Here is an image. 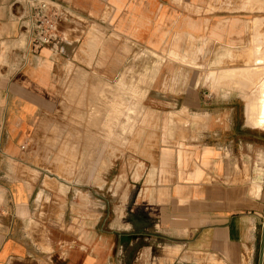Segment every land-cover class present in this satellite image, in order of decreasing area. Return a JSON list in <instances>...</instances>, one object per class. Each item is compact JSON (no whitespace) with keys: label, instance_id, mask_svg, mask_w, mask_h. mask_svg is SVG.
Returning a JSON list of instances; mask_svg holds the SVG:
<instances>
[{"label":"crops","instance_id":"1","mask_svg":"<svg viewBox=\"0 0 264 264\" xmlns=\"http://www.w3.org/2000/svg\"><path fill=\"white\" fill-rule=\"evenodd\" d=\"M51 1L67 14L60 42L35 49L25 29L27 1L0 0V264L110 260L104 238L74 240L75 213L84 225L91 209L76 192L87 194L91 180L105 184V163L94 175L61 178L53 157L48 171L35 151L59 116L77 115L74 103L90 99L85 86L96 89L98 117L119 109L121 118H146L145 131L155 135L142 146L145 156L125 159L129 170L114 177L131 227L208 254L209 264H256L264 129L249 125V100L219 88L210 74L243 67L227 53L251 41L253 48L256 21L264 37L262 0ZM171 50L175 62L168 60ZM170 83L175 92H167ZM98 195L100 215L106 204Z\"/></svg>","mask_w":264,"mask_h":264},{"label":"rangeland","instance_id":"2","mask_svg":"<svg viewBox=\"0 0 264 264\" xmlns=\"http://www.w3.org/2000/svg\"><path fill=\"white\" fill-rule=\"evenodd\" d=\"M255 28H261L262 21L257 22ZM254 26L251 24V28ZM257 28V30H258ZM243 48L242 54L238 53L240 60L232 59L227 55L228 59L233 60L236 66H239V61L245 66L247 57L249 56L250 48ZM247 50V51H246ZM228 52H233L229 50ZM236 53V51H235ZM246 53V54H245ZM248 56H244L247 55ZM243 57V58H242ZM239 61H238V60ZM236 69V70H235ZM228 71H218L226 73L222 79L217 80V72L210 74L211 79L218 86L226 83L233 84L235 88H241L245 79H240L236 72L240 68H235ZM236 71V72H235ZM223 73V74H224ZM233 78H237L235 84ZM167 92H175L176 85L168 84L165 86ZM173 88V89H172ZM89 91L90 99L80 100L75 102L77 115L66 116L65 114L58 117L57 127L53 128L52 132L43 134V138L38 141L37 156L42 161V167L50 171V158L53 157L55 162V170L52 169L58 177H67V174L76 176L80 173H89L94 175L97 169L101 170V162L105 163L104 170L106 173V181L97 182L91 180L84 182L87 194L81 195V192H76L79 195V200L87 199L90 201V212L86 218V223H78V220L83 218L82 214L75 213L74 215V240L79 241L84 237L85 241L88 239H102L106 241V248L108 249L110 258L108 264H209V255L188 252L187 248L176 246L172 239L166 241L160 238L158 234H151L153 238L149 237V229L132 228L130 224V215L121 207L120 189L122 182L114 180L122 170H129V166L123 164L125 159L129 160L132 156H145V141H155V135L145 131L144 117H123L121 118L119 109L112 111L110 116L98 117L96 114L98 108V101L96 99L97 92L95 87L86 88ZM108 91V89H107ZM235 92L242 93L235 90ZM87 93V92H86ZM108 103V102H107ZM108 108V106H106ZM118 108L121 107L117 106ZM106 108V109H107ZM82 109H89L90 116L83 117L81 115ZM107 111V110H106ZM92 112H94L92 114ZM65 113V112H64ZM115 114V115H114ZM154 118L149 117V124ZM100 125V128L98 127ZM103 124V125H102ZM95 129L96 131H84L83 129ZM105 128V132L102 129ZM100 129V131H97ZM100 147V148H99ZM150 151V149H149ZM104 154V158L103 155ZM122 160L119 161V158ZM134 162V159H131ZM128 161V162H129ZM122 162V163H121ZM139 166L141 164H138ZM75 184H82L81 181L74 182ZM98 186L103 190L98 193ZM115 188V190H113ZM100 194L106 204L105 213L97 212V200ZM76 199V196H75ZM101 211V210H100ZM101 217L99 227L88 228L87 226H96L97 221ZM82 220V219H81ZM59 227L64 229V218H59ZM62 236L65 237L63 231ZM60 237V234H59ZM257 251L256 264H259L260 245Z\"/></svg>","mask_w":264,"mask_h":264},{"label":"bare ground","instance_id":"3","mask_svg":"<svg viewBox=\"0 0 264 264\" xmlns=\"http://www.w3.org/2000/svg\"><path fill=\"white\" fill-rule=\"evenodd\" d=\"M259 1V0H258ZM255 2V1H254ZM260 2V1H259ZM262 2L264 3V1L262 0ZM251 3V2H250ZM256 3V2H255ZM261 3V2H260ZM259 3V4H260ZM258 4V3H257ZM259 8V7H258ZM242 25V24H241ZM259 25V24H256ZM244 26V25H243ZM230 28V27H229ZM258 28V27H257ZM257 28H255L256 30V34L254 37V44H253V48H250V52H248L247 55L244 56H248V59L246 62V65L240 68V71L236 72V75H238V77L240 79H245L246 83H244L242 85L241 88H235L233 84L231 85H226V83L219 85V88L221 87H227L228 90L229 89H233L241 91L242 94L245 96L246 99L249 100V113H248V121H249V125L256 127V128H261L264 129V37L259 36L257 33ZM250 29V27H249ZM248 29V31H249ZM204 41V40H203ZM242 41V40H241ZM209 42V41H208ZM207 42V43H208ZM212 42V41H211ZM231 42V41H230ZM250 42V41H249ZM248 42V44H249ZM252 42V41H251ZM247 43V42H246ZM252 44V43H251ZM200 45V44H199ZM208 45V44H207ZM224 46V45H223ZM245 46V45H244ZM248 46V45H247ZM218 47V46H217ZM252 47V46H251ZM241 48V47H240ZM244 48V47H243ZM244 51V50H243ZM247 51V50H246ZM188 53V52H187ZM239 52L237 51L235 53V51L233 52H228L227 55L230 56L232 59L240 58ZM242 54V53H240ZM246 54V53H245ZM180 55V54H179ZM177 56L175 52H173L171 50V52L168 54L169 57V61L171 62H175L177 60ZM161 58V57H160ZM183 58V57H182ZM243 58V57H242ZM167 59V58H166ZM237 59V60H238ZM167 60V61H168ZM180 60V58H179ZM182 60V59H181ZM208 60V59H207ZM240 60V59H239ZM238 60V61H239ZM242 61V60H241ZM239 61V62H241ZM182 62V61H181ZM177 63V62H176ZM184 63V62H183ZM181 64V63H180ZM243 64V63H242ZM179 65V64H177ZM192 65V64H191ZM237 64H235L236 66ZM244 65V64H243ZM180 66V65H179ZM193 66V65H192ZM189 67V65H188ZM191 67V66H190ZM185 68V66H184ZM188 69V68H187ZM179 70V69H178ZM191 70V69H190ZM193 70V69H192ZM236 70V69H235ZM183 72V71H182ZM181 73V72H180ZM220 73L217 75V80L222 79V77H224L226 75V73ZM217 80L215 82H217ZM172 81H175L172 80ZM237 81H239L237 78H233V83L235 84ZM171 85V83H170ZM174 85V84H173ZM218 88V89H219ZM173 89V88H172ZM222 91V90H221ZM225 92V91H224ZM230 92V91H229ZM228 92V93H229ZM223 93V92H222ZM230 94V93H229ZM241 94V95H242ZM216 95V94H215ZM230 97V96H229ZM248 111V110H247ZM179 120V119H178ZM262 173V172H261ZM260 177V176H259ZM255 188V187H254ZM253 188V189H254ZM257 190V189H256ZM252 191V190H251ZM258 191V190H257ZM261 191V190H260ZM254 194V193H252ZM256 194V193H255ZM257 195V194H256ZM255 195V196H256ZM259 195V194H258ZM257 195V196H258ZM256 196V197H257ZM254 197V196H253Z\"/></svg>","mask_w":264,"mask_h":264},{"label":"built area","instance_id":"4","mask_svg":"<svg viewBox=\"0 0 264 264\" xmlns=\"http://www.w3.org/2000/svg\"><path fill=\"white\" fill-rule=\"evenodd\" d=\"M25 29L30 33L32 48L55 47L60 42L58 26L67 14L51 0H26Z\"/></svg>","mask_w":264,"mask_h":264},{"label":"water","instance_id":"5","mask_svg":"<svg viewBox=\"0 0 264 264\" xmlns=\"http://www.w3.org/2000/svg\"><path fill=\"white\" fill-rule=\"evenodd\" d=\"M259 264H264V227H263V236L260 249Z\"/></svg>","mask_w":264,"mask_h":264}]
</instances>
